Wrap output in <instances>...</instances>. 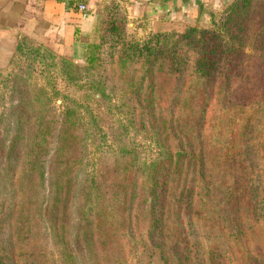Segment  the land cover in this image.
Instances as JSON below:
<instances>
[{
	"label": "trees",
	"instance_id": "1",
	"mask_svg": "<svg viewBox=\"0 0 264 264\" xmlns=\"http://www.w3.org/2000/svg\"><path fill=\"white\" fill-rule=\"evenodd\" d=\"M119 1L98 11L83 64L17 33L0 68V264H128L127 244L132 264H264V144L245 141L264 117V102L245 106L264 76V5L240 0L208 30L138 39ZM109 65L117 104L95 72ZM187 71L185 90L167 87ZM139 135L154 157L142 160ZM193 218L209 234L201 254Z\"/></svg>",
	"mask_w": 264,
	"mask_h": 264
},
{
	"label": "rangeland",
	"instance_id": "2",
	"mask_svg": "<svg viewBox=\"0 0 264 264\" xmlns=\"http://www.w3.org/2000/svg\"><path fill=\"white\" fill-rule=\"evenodd\" d=\"M108 1L110 0H105V1L103 0L101 7L108 5L109 4ZM238 1L240 0H185V1L181 0L179 5L173 8L172 13L170 12V13L164 14L162 17L158 19L159 23H157L158 21H151L149 18H146V17H143L142 21L132 19L131 17H129V13H128L126 5L123 2H121V0L119 1L121 5L120 4L119 5L121 9V16H124V19L126 22V27L131 29L129 34L133 35L135 38L142 39L145 36H147V34L152 32L151 30H154L157 28L159 29V31L174 30L176 32L184 31L188 29L189 27H194V28H197L198 30H202V29L208 30L216 22L221 20V18H223L226 13L229 12L232 4H235ZM254 3L264 5V0H254ZM114 7H118V5ZM123 9L125 10V15L123 14V11H122ZM262 13H264V9L260 12V15ZM162 20H163V23H162ZM121 25L125 26L124 23H122ZM98 38H99V33H98V23H97V28L95 29L94 35L92 37V41H89V38L85 37L84 39H82V41L83 42L87 41V42L85 44L79 45V47H77L72 53L70 52V50L69 52L60 53L59 51H56L55 49H53L51 46L49 45H46V46L51 48L57 54H60V55L62 54V55L71 57L73 58L74 62L78 64H83L84 55L86 54V52H88L89 47L91 45H94L97 43ZM102 51L105 52L107 51V49L103 48ZM192 58H193V55L191 54V59ZM112 59L115 60L116 57ZM189 67H191L192 69V63L189 64ZM95 72H97L96 73L97 77H101L102 79L106 80L105 85L108 88L110 97L113 98L112 102L117 104L116 95L118 94L119 88L114 79V67L109 65L107 66V68L103 67V68L98 69V71L96 70ZM188 73L189 71H187L185 75L179 78L178 80L172 79L171 82L167 84V87L170 89H174L175 91H177L179 88L181 89V91L185 90L189 82ZM32 81L37 84H42L44 82V79L40 77L38 72H35V75L32 78ZM63 88H64V92L68 94L74 92V90H71L70 88H67L64 85H63ZM241 90L243 89L240 88L238 91L239 95H240ZM252 90H253L251 91L252 95L251 94L250 95L254 97L253 99L254 101H248V103H246L245 105L247 107H252L254 102L256 103L264 102V76L262 77V81L257 82ZM214 92H216L215 87L212 89L211 95H213ZM55 104L60 105L61 100L57 99L55 101ZM6 106H9L7 96H0V114L3 108H5ZM247 109L249 108H243L242 110H240V112H238V114H240V116L242 117L244 115L243 111H246ZM218 113H219V90L213 95V97L210 98V101H209L208 118L206 121V130H205L206 132L210 134L212 133L217 134V130H215V125L217 123L216 116L218 115ZM113 118L114 117L111 116V120ZM252 125H253L252 129H248V133H247L248 140H245V141L250 142L251 147L264 144V117L256 118L255 120H253V123L247 124L246 129L250 128ZM228 133L229 135H235L236 126H234L232 131L229 128ZM137 138L138 140H141L143 142L141 143L142 145H145L143 148L142 147L140 148V151H142L141 153L142 160H145V159L148 160L154 157L155 148L151 144H148L147 141L143 140L141 135L137 136ZM216 140L217 139L214 138L213 141L207 143L208 148L210 147L214 149L217 146H219L215 144ZM147 145H151V146H147ZM262 152L263 151L261 150L257 151V153H260V154H262ZM209 169L210 167L208 168L207 172H210ZM195 178L198 179L200 178V176L196 174ZM206 181L207 179L204 176L203 182H206ZM198 183H199V188H201L202 182L198 181ZM204 193L202 195H204ZM263 204H264V201H263ZM191 223L195 225L193 229V233H191V239L197 240V242L198 240L200 241V247L202 249L199 252L201 254V252L205 251L204 247H206L207 237H209V234L207 233L205 227H203L199 223H196L194 218L191 219ZM132 233L134 235L136 242L139 243L144 238V235H145L144 224H142L141 222H137L133 227ZM133 249L134 248H132V245H129V244H127L125 247L124 252L125 254L126 253L128 254V256L126 255L128 257V264H132L134 261V258L136 257ZM262 249H263V246H262ZM261 252L264 256V251H261ZM223 256H225L224 253H223ZM221 262L222 264H228L224 258H223V261Z\"/></svg>",
	"mask_w": 264,
	"mask_h": 264
},
{
	"label": "crops",
	"instance_id": "3",
	"mask_svg": "<svg viewBox=\"0 0 264 264\" xmlns=\"http://www.w3.org/2000/svg\"><path fill=\"white\" fill-rule=\"evenodd\" d=\"M103 0H0V68L7 65L15 45V36L22 33L37 43L51 46L60 53H72L85 37L92 41ZM105 1V0H104ZM181 0H121L129 17L157 21L172 13ZM185 1V0H183ZM83 3V17L76 5Z\"/></svg>",
	"mask_w": 264,
	"mask_h": 264
},
{
	"label": "built area",
	"instance_id": "4",
	"mask_svg": "<svg viewBox=\"0 0 264 264\" xmlns=\"http://www.w3.org/2000/svg\"><path fill=\"white\" fill-rule=\"evenodd\" d=\"M76 9L78 12H80V14L83 16V17H86L87 15V7L85 4L83 3H79L76 5Z\"/></svg>",
	"mask_w": 264,
	"mask_h": 264
}]
</instances>
